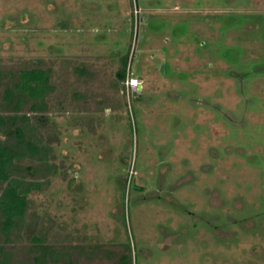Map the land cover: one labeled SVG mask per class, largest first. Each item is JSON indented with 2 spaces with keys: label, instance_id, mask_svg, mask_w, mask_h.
I'll return each instance as SVG.
<instances>
[{
  "label": "rangeland",
  "instance_id": "obj_1",
  "mask_svg": "<svg viewBox=\"0 0 264 264\" xmlns=\"http://www.w3.org/2000/svg\"><path fill=\"white\" fill-rule=\"evenodd\" d=\"M34 67L47 163L0 263L264 264V0H0V112Z\"/></svg>",
  "mask_w": 264,
  "mask_h": 264
},
{
  "label": "trees",
  "instance_id": "obj_2",
  "mask_svg": "<svg viewBox=\"0 0 264 264\" xmlns=\"http://www.w3.org/2000/svg\"><path fill=\"white\" fill-rule=\"evenodd\" d=\"M125 69L123 64L119 78H124ZM49 81L50 73L43 68L20 69L11 86L4 90L3 99L6 110L10 112H0V230L5 234L15 229L25 217L29 194L41 188L40 181L26 179L16 172L15 167L16 163L28 157L47 163L44 144L37 136L27 135L25 127L30 117L20 110L25 98L32 101L31 111H36L46 98ZM32 240L36 246L46 247L40 236L34 235ZM34 261L41 264V256H35ZM120 263L132 264L130 250L121 256Z\"/></svg>",
  "mask_w": 264,
  "mask_h": 264
},
{
  "label": "built area",
  "instance_id": "obj_3",
  "mask_svg": "<svg viewBox=\"0 0 264 264\" xmlns=\"http://www.w3.org/2000/svg\"><path fill=\"white\" fill-rule=\"evenodd\" d=\"M124 86L127 92L138 94L141 91V79L135 75L128 74L125 78Z\"/></svg>",
  "mask_w": 264,
  "mask_h": 264
}]
</instances>
